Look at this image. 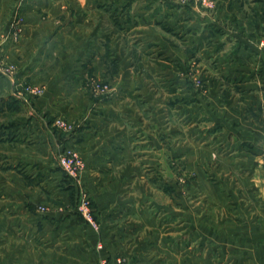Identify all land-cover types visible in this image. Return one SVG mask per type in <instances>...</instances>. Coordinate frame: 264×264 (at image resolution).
Instances as JSON below:
<instances>
[{"label":"crops","instance_id":"obj_1","mask_svg":"<svg viewBox=\"0 0 264 264\" xmlns=\"http://www.w3.org/2000/svg\"><path fill=\"white\" fill-rule=\"evenodd\" d=\"M214 2L0 0V67H17L0 68V90L45 88L0 102V264H157L173 248H158L160 188L142 178L163 174L160 159L187 176L166 184L183 215L264 264V0ZM91 76L113 90L95 96ZM65 149L85 161L80 181ZM82 189L99 228L77 211Z\"/></svg>","mask_w":264,"mask_h":264},{"label":"rangeland","instance_id":"obj_2","mask_svg":"<svg viewBox=\"0 0 264 264\" xmlns=\"http://www.w3.org/2000/svg\"><path fill=\"white\" fill-rule=\"evenodd\" d=\"M94 79L107 83L109 85V89L113 90V86L111 85L110 81L99 78L97 76H91V78L89 79V90H92L91 88L92 81ZM192 80L194 81L196 87H199L197 86V82H201V86L203 87L206 86L204 82L197 77H193ZM27 83L22 82L19 85H17L16 82V86L18 87L17 90H0V102L4 104L5 102H7L6 99L9 97L10 101L13 100L12 102L14 103H20V104L36 103L38 97L42 95L45 88L43 86H40L39 84L30 83L33 86H38L43 88V92L40 95H37L34 94L33 92H29L25 90V86L27 85ZM0 117L2 118L3 114H0ZM58 117L59 116L54 117V119ZM160 162L161 165L159 164V166L161 169L163 168L162 169L163 174L159 173L158 176L155 175L152 177L145 175L142 178V182L148 181L150 183L152 178V183L158 182L159 184L160 191H159L158 199L160 200L159 202L160 206L159 208L157 207L156 209L158 211V215L160 219L159 221L160 226L158 228L159 238L157 240V244L159 246L158 248L160 249H162L161 247L163 246L164 247L168 246L170 248H173L172 249L173 251H168V252L159 251L158 254L152 256L153 257L151 258L152 263L154 262L157 264H240V262L244 258L248 257L240 253V250L242 248L241 244H239L240 240L224 237L225 234L223 233L225 231L215 232L216 228L213 223H208V225L206 226L207 230L198 229L199 222L197 221V218L190 217V219H188L189 217L183 215L184 209H183L181 195H183L184 191L181 190L178 193L175 192L176 196H178V194H181L179 198L177 197L174 198L175 202L174 200L168 197V195H170V192L166 190V184H168V182L169 183L176 182L182 186L187 176L183 175L182 167H180L181 168L180 170H177V172H181V173H176L174 175L170 173L166 174L167 171L166 160L160 159ZM62 171L66 177H69L66 175L64 170ZM166 205L175 207V210L170 213ZM39 210L41 209L39 208ZM172 215H175L173 221H172L173 218ZM216 233L218 235H220L219 233H222L223 237L218 236L216 238L214 236V234ZM126 259L129 260L128 258Z\"/></svg>","mask_w":264,"mask_h":264},{"label":"built area","instance_id":"obj_3","mask_svg":"<svg viewBox=\"0 0 264 264\" xmlns=\"http://www.w3.org/2000/svg\"><path fill=\"white\" fill-rule=\"evenodd\" d=\"M179 5H187L190 3H196L206 8H214L215 2L214 0H169ZM19 25V24H18ZM16 25L17 32L20 31V26ZM1 70L4 74L9 76H15L17 74V70L15 65L9 63H1ZM197 86H201V82H197ZM92 90L95 96H106L110 93L111 89H109V85L100 80H93L92 81ZM25 90L29 92H33L34 94L40 95L43 92L42 87L33 86L30 83H27L25 86ZM52 125L66 133L73 132L76 127L77 123L75 121H69L63 117H58L52 121ZM59 162L66 173L67 176L70 178H74L80 181L81 174L85 170V161L83 158L73 149H65L59 155ZM41 210H46L45 206H40ZM77 210L80 215H82L86 221L91 224L94 228H99V223L95 217V209L93 206L92 198L86 189H82L79 196V202L77 204ZM103 264H110L108 262H104ZM112 264H132L129 260L125 257H119L116 261Z\"/></svg>","mask_w":264,"mask_h":264}]
</instances>
